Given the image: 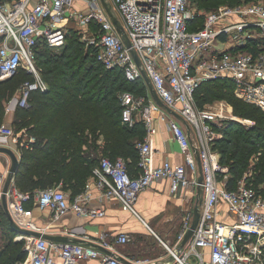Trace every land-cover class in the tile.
<instances>
[{
	"label": "built area",
	"instance_id": "2783aa9c",
	"mask_svg": "<svg viewBox=\"0 0 264 264\" xmlns=\"http://www.w3.org/2000/svg\"><path fill=\"white\" fill-rule=\"evenodd\" d=\"M104 2L118 27L101 0H0V82L20 69L31 77L20 85L18 96L8 100L5 112L27 108L33 92L47 90L36 64L37 47L61 49L73 29L104 69H120L128 81L143 83L141 71L145 72L164 108L150 96L135 99L132 93L122 92L121 121L129 126L142 122L148 135L156 117L165 121L183 159L177 165L165 160L154 166L146 139L136 146L137 175L128 173L121 157H101L90 180L72 199L61 185L32 194L22 192L15 187L13 176L2 195L10 227L12 223L26 232H18L13 238L14 242L25 241L27 256L18 264H123L90 246L31 236L30 232H43L32 221L33 210L48 211L54 220L68 212L81 218H102L104 209L91 206L92 192L96 191L105 200H116L121 210L137 215L134 205L138 195L160 179L169 181L171 192L185 188L195 195L200 188L202 197L198 224L186 244L179 248L192 213L185 216L177 242L172 247L162 243L166 257H173L171 264H264V196L247 184L246 178L238 180L233 189L227 186L229 174L213 149L217 116L200 109L194 100V92L202 83L227 80L233 85L234 97L264 112V0L206 13L202 26L194 30L189 27L198 14L188 7L187 0ZM217 43L220 46H215ZM162 109L180 116L189 130ZM9 138L19 141L24 149L34 142L32 136L26 137V130L14 133L0 121V147H5ZM2 182L0 174V186ZM29 203L31 208L25 206ZM112 240L126 244L130 235L120 233ZM98 246L112 249L103 236Z\"/></svg>",
	"mask_w": 264,
	"mask_h": 264
},
{
	"label": "trees",
	"instance_id": "16d2710c",
	"mask_svg": "<svg viewBox=\"0 0 264 264\" xmlns=\"http://www.w3.org/2000/svg\"><path fill=\"white\" fill-rule=\"evenodd\" d=\"M214 1L189 0L196 10L202 8L203 12H211ZM203 20V16L197 15L189 29L200 28ZM74 33L68 32L65 45L53 58L46 56L47 46L37 47L36 64L41 59L44 69L39 66V70L48 88L44 92H33L28 107L16 110L20 128L34 138L28 148H21L19 169L14 175V184L22 192L32 194L61 185L62 189H71L73 198L83 189L101 157H121L130 175L138 173L136 146L143 141L145 128L140 121L131 126L122 123L118 93L130 92L146 97V86L141 80L128 81L120 69H104L91 50L78 41L77 35L72 36ZM30 79V75L20 69L12 78L0 82V106ZM197 93L199 98L203 97V103L206 100L225 101L235 116L255 122L251 128L239 125L237 130L234 129L236 124H232L225 132L226 138L216 141L213 149L216 151V145H221L217 149L222 155L220 164L228 167L227 186L233 189L246 171L248 154L258 147L262 154L255 163L254 175L246 180L264 196V112L234 97L233 85L227 80L205 82L195 90L194 100L201 108ZM99 139H102L101 145L97 144ZM25 206L32 207L31 203ZM16 235L1 208L0 264H17L25 260L27 252L20 243L13 241Z\"/></svg>",
	"mask_w": 264,
	"mask_h": 264
},
{
	"label": "crops",
	"instance_id": "0c3cea01",
	"mask_svg": "<svg viewBox=\"0 0 264 264\" xmlns=\"http://www.w3.org/2000/svg\"><path fill=\"white\" fill-rule=\"evenodd\" d=\"M149 96L148 92L146 97L149 98ZM17 109L11 108L8 112H5L2 118V121L11 128L17 122ZM163 112L169 118L174 119L184 130H189L186 123L184 125L178 121L167 110ZM27 136H30L28 132H26ZM146 139H148L152 149L154 166H159L165 160L172 165H177L182 161V154L177 143L173 140L168 124L165 121H161L156 117L152 132L149 135L146 131L144 132L142 140ZM97 144L101 145L102 139H99ZM5 147L13 150L18 160H20L21 147L19 141L9 138ZM9 167L10 159L8 156L0 154V174L3 176V182L0 186V209L4 207L3 201L5 202V198L2 192ZM89 180L90 176H88L85 183ZM61 190L69 199H72L70 188L62 189L61 187ZM189 190L181 188L178 192H171L169 181L164 179L155 181L149 188L138 195L134 205L137 215L121 210L116 200H105L96 191H93L94 199L91 206L104 209L105 216L102 218H81L72 212H68L58 220H54L48 211L34 209L32 221L38 230L54 237L60 236L72 239L82 246L89 247V244L98 245L99 238L103 236L111 243L112 249L110 252L134 264H149L166 257L162 243L167 245V242L172 240L170 236L174 227H179L178 234L170 246L177 242L182 222L188 213H192L196 204L197 189L195 195ZM220 207L225 210L224 204ZM222 218L227 219L226 215H223ZM120 233L134 236L136 245L131 248H125L130 241L126 244L113 242L112 238Z\"/></svg>",
	"mask_w": 264,
	"mask_h": 264
},
{
	"label": "rangeland",
	"instance_id": "374dc122",
	"mask_svg": "<svg viewBox=\"0 0 264 264\" xmlns=\"http://www.w3.org/2000/svg\"><path fill=\"white\" fill-rule=\"evenodd\" d=\"M247 1L248 0H215L211 4L212 5L211 9H213L211 12L218 11L219 8H223V7L238 8L242 3H245ZM249 1H256V0H249ZM187 5H188V7L190 9H195L196 15L198 14V16L199 15L203 16V19H204L205 14L209 13L207 11L203 12L202 8L199 9V10H196V8L189 2V0H187ZM73 9H75V6H73ZM70 31L73 32V33L75 32V30H73V29L70 30ZM72 36L78 37V41H79V36H78L77 33L75 35H72ZM215 46H220V45L217 43V44H215ZM60 50L61 49L49 48V50L47 51L46 56L47 57L49 56V57L53 58L55 53H58ZM41 58L43 59V57H41ZM39 66H40V68L44 69V65L43 66L41 65V59H39V61L37 62L38 69H39ZM40 76L44 80L43 75L40 74ZM145 93L148 94L147 88H146V92ZM120 94L121 93L119 92L118 93V97H119ZM15 96H17L16 92H15V94L12 97H15ZM199 96H200L199 93H197L196 98H197V101L201 105L200 109H206L208 111L214 112V114L217 116V119H216V122H215V125H214V131L216 133V137H217L216 141L217 142H219L222 138H226L225 132H227L228 128L230 129L232 124H236L235 126H237V127L234 128L235 130L239 129V125L241 127H243V128H251V127H253L255 125V122L252 121V120H246V119H242V118H239V117L235 116L233 114L232 107L229 104H227L225 101H222V100H206L203 103V101H202L203 97L199 98ZM134 97L136 99L138 96L134 95ZM7 103H8V101H3V105L0 106V114H1L2 118L5 115V105ZM135 115L136 114L133 115L134 119H136ZM12 130H13L14 133H17V132L21 131L20 119H17V122L14 125V127H12ZM20 138L24 139L25 137L23 138V135H21ZM215 148H216V151L218 152L217 149L221 148V145L218 144V145H216ZM217 154L219 155V160H221L222 155H220L219 152ZM260 154H262V151H260V149L258 147L251 150V152L247 156V164L248 165H247L246 171L239 177V180H242L244 178L247 179L248 177L251 178L254 175V170H255L254 166H255V163L258 161V158H259ZM222 166L225 167V169L227 170L228 174H230V171H229L228 167L225 166L224 163H223ZM246 179H245V181L247 182ZM44 217H46V216H44ZM178 229H179V227L172 228V235L170 236V237H172V240L167 242L168 243L167 244L168 247H172L170 245H172L173 243H171V242L176 239V235L178 234ZM130 237H131L130 242L128 243V245L125 246V248H131L134 245H136L135 244V241H136L135 237L131 236V235H130ZM2 242L3 241H1L0 243H2ZM14 243H20V245L23 248V250L25 249V241L24 240L15 241ZM0 250H2V249H0Z\"/></svg>",
	"mask_w": 264,
	"mask_h": 264
},
{
	"label": "water",
	"instance_id": "95a60500",
	"mask_svg": "<svg viewBox=\"0 0 264 264\" xmlns=\"http://www.w3.org/2000/svg\"><path fill=\"white\" fill-rule=\"evenodd\" d=\"M101 2L103 3V6L105 7L108 15L110 16L112 22L115 24L116 27H118V22L116 21L115 17L111 14L110 10L108 9V5L104 2V0H101ZM122 39L126 42L127 46H129V43L127 41V38L122 35ZM131 55L133 56L135 62L137 65H139V61L135 55V53L133 51H131ZM141 76H142V79L144 81V83L146 84L147 88H148V92L150 94V97L152 98V100L160 107L164 108V105L162 104V102L159 100V98L156 96L155 94V91L153 90V87H152V84L150 83L149 79L147 78V76L145 75V72L142 70L141 71ZM170 114L174 115V117L180 121L181 123H183L184 125L185 122L184 120L178 116L177 114H175L174 112L172 111H169L167 110ZM0 154H3V155H6L8 156V158L10 159V167L8 169V175H7V178L5 180V184H4V188H3V193L6 192V190L8 189V186L10 184V181H11V178L17 173L18 169H19V165H20V161L18 160V158L16 157L15 153L13 152V150L7 148V147H0ZM196 161H197V165H198V168L200 170V161L198 159V157L196 156ZM200 180V178H199ZM201 202H202V197H201V190L200 188L197 189V194H196V204L195 206L193 207V211H192V220H191V224L188 228V230L186 231V233L184 234L182 240L180 241L179 243V248H182L186 242L191 238L192 234H193V231L195 230L197 224H198V221H199V217H200V211H199V207L201 205ZM3 204H5V202L3 201ZM11 224V227L17 231V232H21V233H26L24 232L23 230H19L17 229L12 223ZM31 236L33 237H40V238H43L47 241H50V242H71V243H76L77 241H74L72 239H68V238H65V237H54V236H51L49 234H47L46 232H30L29 233ZM90 247L106 254L107 256H110V257H113L117 260H119L120 262H122L123 264H134L132 262H129L127 260H124L123 258H121L120 256H118L117 254H114L110 251H107L105 249H103L102 247L98 246V245H95V244H89ZM177 253V252H175ZM173 262V257L172 256H167L165 258H163L162 260H158V261H155V262H152V263H149V264H171Z\"/></svg>",
	"mask_w": 264,
	"mask_h": 264
}]
</instances>
